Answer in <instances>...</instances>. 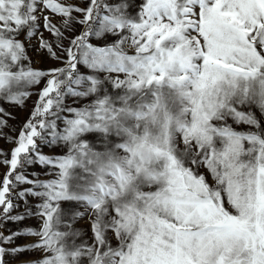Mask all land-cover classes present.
<instances>
[{"label": "snow or ice", "instance_id": "6c2138e0", "mask_svg": "<svg viewBox=\"0 0 264 264\" xmlns=\"http://www.w3.org/2000/svg\"><path fill=\"white\" fill-rule=\"evenodd\" d=\"M0 140V264H264V0H0Z\"/></svg>", "mask_w": 264, "mask_h": 264}, {"label": "rangeland", "instance_id": "374dc122", "mask_svg": "<svg viewBox=\"0 0 264 264\" xmlns=\"http://www.w3.org/2000/svg\"><path fill=\"white\" fill-rule=\"evenodd\" d=\"M37 65L38 66H44V67L49 66L48 64L41 65L39 60H37ZM32 100H35V96L32 97ZM32 100L28 101V108L32 107ZM69 103H71V100H69ZM10 111H12V110L10 109ZM14 115L17 117V119L15 121H10V123L19 125V124L23 123V121L25 120V118L28 115V112H27V110H24V111L15 110L14 111ZM13 135H14V133H13ZM12 147H13L12 144L4 143L2 140H0V149H4L5 151H7V150L11 149ZM45 152L48 155L60 154L58 152L57 153H53V151L51 149H45ZM6 171H7V169L5 167H3L2 165H0V176H2ZM36 171L40 172L42 178H44L41 169H36ZM30 203H34V201H30ZM20 211H23V205L21 206ZM28 223L29 224H35V221H28ZM10 227H12V226L10 225Z\"/></svg>", "mask_w": 264, "mask_h": 264}]
</instances>
